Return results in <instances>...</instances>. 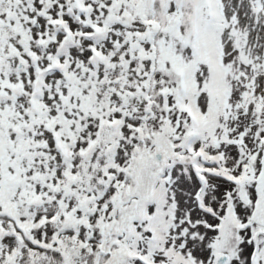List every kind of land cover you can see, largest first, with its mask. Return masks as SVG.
Segmentation results:
<instances>
[{
	"label": "snow or ice",
	"instance_id": "snow-or-ice-1",
	"mask_svg": "<svg viewBox=\"0 0 264 264\" xmlns=\"http://www.w3.org/2000/svg\"><path fill=\"white\" fill-rule=\"evenodd\" d=\"M0 264H264V0H0Z\"/></svg>",
	"mask_w": 264,
	"mask_h": 264
}]
</instances>
